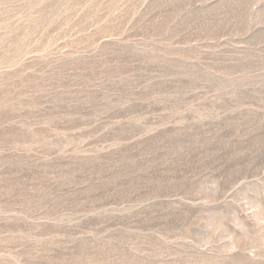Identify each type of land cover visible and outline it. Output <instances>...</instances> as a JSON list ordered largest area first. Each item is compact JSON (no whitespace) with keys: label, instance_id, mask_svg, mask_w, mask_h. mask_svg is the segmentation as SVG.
<instances>
[{"label":"rangeland","instance_id":"obj_1","mask_svg":"<svg viewBox=\"0 0 264 264\" xmlns=\"http://www.w3.org/2000/svg\"><path fill=\"white\" fill-rule=\"evenodd\" d=\"M0 264H264V0H0Z\"/></svg>","mask_w":264,"mask_h":264}]
</instances>
